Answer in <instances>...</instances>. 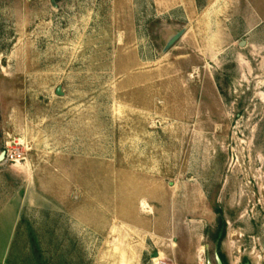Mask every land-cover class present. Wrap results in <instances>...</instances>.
I'll return each instance as SVG.
<instances>
[{"label": "rangeland", "instance_id": "374dc122", "mask_svg": "<svg viewBox=\"0 0 264 264\" xmlns=\"http://www.w3.org/2000/svg\"><path fill=\"white\" fill-rule=\"evenodd\" d=\"M118 241L264 264V0H0V264Z\"/></svg>", "mask_w": 264, "mask_h": 264}, {"label": "bare ground", "instance_id": "6f19581e", "mask_svg": "<svg viewBox=\"0 0 264 264\" xmlns=\"http://www.w3.org/2000/svg\"><path fill=\"white\" fill-rule=\"evenodd\" d=\"M145 206H146L145 204H142L143 209H145ZM117 244L118 245L114 248V252L116 254H118V256H119V264H130V260L128 259L126 252L122 249L121 242L118 241ZM162 257H163V255L161 253H159L158 258L156 260H154V262H160Z\"/></svg>", "mask_w": 264, "mask_h": 264}, {"label": "trees", "instance_id": "16d2710c", "mask_svg": "<svg viewBox=\"0 0 264 264\" xmlns=\"http://www.w3.org/2000/svg\"><path fill=\"white\" fill-rule=\"evenodd\" d=\"M225 237V225H224V222L220 223L219 226H218V231H217V244H218V247H220V244L222 242V240L224 239ZM218 257L220 258L221 262L223 264H228L225 256L219 251L218 252Z\"/></svg>", "mask_w": 264, "mask_h": 264}, {"label": "water", "instance_id": "95a60500", "mask_svg": "<svg viewBox=\"0 0 264 264\" xmlns=\"http://www.w3.org/2000/svg\"><path fill=\"white\" fill-rule=\"evenodd\" d=\"M181 36H182L181 33H180V34H177L176 36H174V37L168 42V44H167L165 50H166V51L169 50V49L175 44V42H177V41L181 38ZM56 95H57V96H62V93H61L60 88H58V89L56 90ZM154 257L157 258V257H158V254H155ZM215 258H216V264H223V263L221 262L220 258L218 257V255H216ZM246 264H247V263H246Z\"/></svg>", "mask_w": 264, "mask_h": 264}]
</instances>
